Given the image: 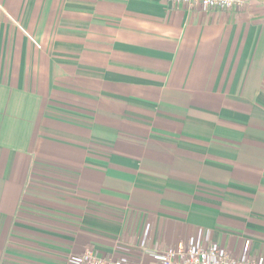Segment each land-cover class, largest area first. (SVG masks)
<instances>
[{"label": "crops", "instance_id": "obj_1", "mask_svg": "<svg viewBox=\"0 0 264 264\" xmlns=\"http://www.w3.org/2000/svg\"><path fill=\"white\" fill-rule=\"evenodd\" d=\"M147 224L264 256V0H0V264Z\"/></svg>", "mask_w": 264, "mask_h": 264}, {"label": "built area", "instance_id": "obj_2", "mask_svg": "<svg viewBox=\"0 0 264 264\" xmlns=\"http://www.w3.org/2000/svg\"><path fill=\"white\" fill-rule=\"evenodd\" d=\"M175 4L202 6L203 9L230 11L243 0H171ZM152 225L147 224L140 241L141 256L116 257L111 252L101 253L95 246L88 247L80 255L70 258L72 264H264V256L253 252L249 241L244 242L240 253L234 252L217 241L213 232L199 228L187 239L174 240L167 247L161 242L149 244ZM145 258H149L145 261Z\"/></svg>", "mask_w": 264, "mask_h": 264}, {"label": "rangeland", "instance_id": "obj_3", "mask_svg": "<svg viewBox=\"0 0 264 264\" xmlns=\"http://www.w3.org/2000/svg\"><path fill=\"white\" fill-rule=\"evenodd\" d=\"M233 10V9H232ZM231 11V10H230ZM139 239L141 240V238L139 237ZM140 240H138V246L140 244ZM218 241V240H217ZM246 241H249V240H245ZM249 244H250V241H249ZM138 248V247H137ZM250 248H251V245H250ZM107 253V252H105ZM112 254H114V256L116 257H120V256H129V257H138V256H141V251H140V246H139V252H134L133 254L132 253H116V252H111ZM80 255V254H79ZM149 258H145V261H148Z\"/></svg>", "mask_w": 264, "mask_h": 264}]
</instances>
